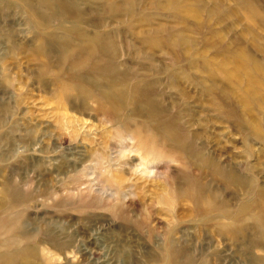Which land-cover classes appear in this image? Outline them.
I'll return each instance as SVG.
<instances>
[{"label":"rangeland","instance_id":"374dc122","mask_svg":"<svg viewBox=\"0 0 264 264\" xmlns=\"http://www.w3.org/2000/svg\"><path fill=\"white\" fill-rule=\"evenodd\" d=\"M244 1L0 0V201L5 187L19 196L0 208V253L25 248L20 264H165L158 246L172 232L191 264L264 257L242 240L261 224L242 217L237 234L222 228L264 188V0H249L253 10ZM70 27L100 35L117 71L140 82L154 112L221 171L159 138L146 106L113 118L99 94L106 77L63 63L64 44H86ZM39 40L54 49L48 59ZM42 65L50 71L40 75ZM251 73H261L259 92ZM79 80L97 94L79 93ZM249 181L255 190L244 192ZM202 188L232 217L201 220Z\"/></svg>","mask_w":264,"mask_h":264},{"label":"bare ground","instance_id":"6f19581e","mask_svg":"<svg viewBox=\"0 0 264 264\" xmlns=\"http://www.w3.org/2000/svg\"><path fill=\"white\" fill-rule=\"evenodd\" d=\"M44 4H47V2H44ZM244 5L248 9L249 8L251 10L255 9L253 4L249 0ZM65 32H67L72 37L77 36L80 39L82 38L86 44L84 45L85 47L81 46L80 44L76 45L73 47V49H70V47H68L69 46L68 44H64L61 50V52H63L64 55L63 63L68 65L67 69L69 68V71L71 73L77 72L81 74L82 72L84 75H87L86 71L90 70V73L92 75L103 74L106 77V80L109 84L107 85L106 90H104L101 93L99 92V94H100V98L103 99V101H105V103L108 104L107 111L112 115L113 118L120 120L121 110L123 108L138 107L140 108L141 111L143 109L142 107L146 106V108L144 109L147 111L145 114V119H147L145 123L149 126L148 128H150V130H152L157 134L159 138L163 139L167 144L179 148L188 156L191 162L202 166H206L208 168H213L217 172L221 171V169L217 167V165L214 163V160H212L210 157L205 155L202 151H198L195 148L186 145L185 140L180 133L181 132L180 130L176 129V127L172 123L167 122L160 115L154 112L153 106L150 104V100H149L150 96L148 97L146 96L147 91H145L144 89L145 87L140 85V82L131 84L130 81H132V79L130 78L129 75H127L126 72L119 73L117 71L118 68L117 63L115 61V58L112 57V54L115 53V51L111 50L109 44L106 43V41L100 35L95 34L93 36H89L83 33L82 31H80L76 27H70ZM46 44L47 43H45L43 40H39L38 51L45 58H47L46 49L50 50L49 48H47L48 46ZM53 52L54 49H51L50 53L52 54ZM245 60L246 58L242 55V52L240 51L239 58L236 60V64H237L236 67L243 69L245 67ZM251 68L257 69L259 67L252 66ZM38 70L40 75H42L44 72H49L50 67L47 65H42ZM124 74H126L128 77L125 76ZM251 74L255 78V80L253 81V85L252 86L249 85L251 91L259 92L258 91L259 87H262L263 85L260 79H258L261 73H251ZM83 80L74 82V85L81 84L80 87L76 85L73 87L75 89L77 87L78 92L82 94L86 90H88V92L89 91L95 92L97 94L98 91L96 89L94 90L93 87L94 85L92 84V81L86 84L87 87H84V84H82L84 83ZM148 88L150 89V87ZM150 91L151 89L149 90V93ZM249 102L250 100L247 98V103ZM133 114L131 116H141V112L137 113L135 112V110H133ZM145 145L146 146H144L143 149H146L147 143H145ZM223 174L226 175L227 179L232 180L233 182L238 181L237 182L238 185H241L242 179L239 176H237L235 172L228 170L226 171V173ZM253 184H255L254 181H249L248 186L244 184L240 187L243 188L244 192L249 191L250 193L253 190H255ZM246 188L248 189V191H246ZM256 192H257L256 198L255 200H253L251 205L250 203H246L247 201L245 202L246 204L244 203L240 205L237 212L238 215L236 214V217L231 219L233 220L231 222L232 225H227L222 227L224 231L231 233V235L237 234V231L239 230L237 226L246 222V221H242V217L243 219L249 218L250 220L255 221V223L261 224L264 229V188L260 187L259 189L256 190ZM3 193L4 195L2 196V199L0 201V208H2L6 204L9 205L10 201L13 202V199L15 200L16 198L19 197L15 195V190L12 193V191L6 187L3 189ZM5 197L7 199H4ZM196 197H197L196 198L197 202H195V208H196V212L198 213V217H202L201 220H206L209 223V222L219 221L220 217H223L224 219H229L227 217H232V212L228 210H224L226 209V206L221 205L223 203H219L218 197H216V195L212 194L211 192H208L207 188H202L199 191L197 190ZM219 211H222L223 214L219 213ZM203 217H205V219ZM21 221L23 220L19 219L18 223L22 224L23 222ZM238 221H240V224ZM235 222L237 223V226L233 224ZM252 232L250 234L247 232L248 234L242 237V240L246 243L244 248L250 251L254 250L255 248L264 249V231L262 233L261 232L258 233L257 229L254 228ZM22 234L23 232L21 233V235ZM237 239H239V237ZM182 243L184 245H182ZM182 243L175 240L174 233L171 232L169 234L168 239L160 246H158L159 251L162 253V262L165 264H181L180 261L183 253L187 252L189 253L187 254V256L191 255L192 251L191 252L185 251V250H189L187 249L188 248L187 244L184 242ZM24 251L25 248H20L18 250L6 251L0 253V264H20L21 262H25ZM188 257L185 264H191L190 260L192 258L191 257L188 258ZM204 264H209V263H204ZM250 264H264V257L256 258L253 256L250 261Z\"/></svg>","mask_w":264,"mask_h":264}]
</instances>
